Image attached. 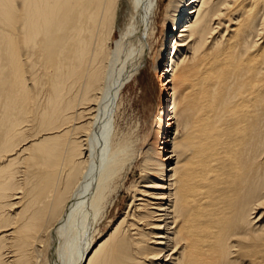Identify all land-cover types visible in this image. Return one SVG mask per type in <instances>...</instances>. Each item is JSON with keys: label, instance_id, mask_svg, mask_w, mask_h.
Here are the masks:
<instances>
[{"label": "bare ground", "instance_id": "obj_1", "mask_svg": "<svg viewBox=\"0 0 264 264\" xmlns=\"http://www.w3.org/2000/svg\"><path fill=\"white\" fill-rule=\"evenodd\" d=\"M163 14L141 139L116 96ZM263 221L264 0H0V264H264Z\"/></svg>", "mask_w": 264, "mask_h": 264}, {"label": "rangeland", "instance_id": "obj_2", "mask_svg": "<svg viewBox=\"0 0 264 264\" xmlns=\"http://www.w3.org/2000/svg\"><path fill=\"white\" fill-rule=\"evenodd\" d=\"M168 1L169 0H165V2ZM233 16L234 15H230L220 20L225 23L216 30L211 39L216 40L224 34V38L228 37L230 31L228 30L226 32L225 26L227 24L228 27L232 25V22L229 23L228 20L233 18ZM163 19L164 14L159 19L158 25L152 26L154 33H151L148 36V44L143 57L138 59L137 63L133 65L132 69L125 76L116 96L115 116L118 130L130 135L133 132L132 135H138L137 137L141 139L144 137H152V131L157 122L158 111L162 108V94L158 77L160 67L159 62L157 61V55L165 35V24L163 23ZM151 29H149V32ZM114 38L119 39V33H116ZM135 135L133 137H136ZM139 176L140 171L137 169L135 170L132 180H138ZM124 196H126V201L123 203V210L115 216L113 223L103 227V234L101 237H97L100 239L94 249L98 248L100 243L110 237L112 231L127 210L131 199L128 194H125ZM50 259V255L45 252L42 264H50Z\"/></svg>", "mask_w": 264, "mask_h": 264}]
</instances>
